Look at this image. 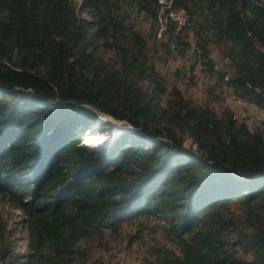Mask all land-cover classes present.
Here are the masks:
<instances>
[{"label":"trees","instance_id":"16d2710c","mask_svg":"<svg viewBox=\"0 0 264 264\" xmlns=\"http://www.w3.org/2000/svg\"><path fill=\"white\" fill-rule=\"evenodd\" d=\"M125 1L156 22L160 0H0V207L20 213L9 224L0 211V264H73L79 242L145 218L177 247L153 250L157 264H264V127L176 87L161 104ZM163 1L197 12V55L219 93L264 110V0ZM168 42L189 49L170 30Z\"/></svg>","mask_w":264,"mask_h":264},{"label":"rangeland","instance_id":"374dc122","mask_svg":"<svg viewBox=\"0 0 264 264\" xmlns=\"http://www.w3.org/2000/svg\"><path fill=\"white\" fill-rule=\"evenodd\" d=\"M160 2L162 4L155 23L143 14L130 11L126 1L122 3L121 13L127 14L125 22L144 38L150 61L157 73L163 77L166 92L161 98V104L168 102L170 89L176 87L194 105L208 104L217 112L221 107L228 108L234 118L238 122H244L249 129L264 127L263 109L236 99L229 90L223 89L222 93H219L214 76L201 65L194 33V29L198 26L195 20L200 21L197 12H193L190 16L181 9L165 12L169 3L163 0ZM168 30L176 33L181 41L189 44V49L185 53H179L182 45H175V42H168L169 45H166ZM208 49L213 69L225 71L228 61L223 57L220 46L210 43ZM106 55L110 56L108 52ZM209 90H212L215 96L209 95ZM110 123V132H118L125 127L119 122L110 121ZM99 133L105 135L101 132L97 134ZM90 134L91 132H88V135ZM189 144V140H186L185 147H190ZM193 149L192 146L191 150ZM0 211L4 218H8L9 224L20 219V213L8 204L0 207ZM14 235L17 252H23L25 232L17 230ZM134 236L136 237L132 238ZM77 249L83 250L85 256L83 258L76 256L73 264H157L153 250H171L177 253L174 242L165 237L156 221L150 218L123 222L117 232L105 230L101 240L81 241L77 244Z\"/></svg>","mask_w":264,"mask_h":264},{"label":"clouds","instance_id":"9594fccd","mask_svg":"<svg viewBox=\"0 0 264 264\" xmlns=\"http://www.w3.org/2000/svg\"><path fill=\"white\" fill-rule=\"evenodd\" d=\"M93 135H95V134H93ZM88 136H90V135H87V136L83 137V138L81 139V142H80V143H82V142H83V139L86 138V137H88ZM90 148H92V147H90ZM93 149H94V148H93ZM99 150H100V149H99Z\"/></svg>","mask_w":264,"mask_h":264},{"label":"bare ground","instance_id":"6f19581e","mask_svg":"<svg viewBox=\"0 0 264 264\" xmlns=\"http://www.w3.org/2000/svg\"><path fill=\"white\" fill-rule=\"evenodd\" d=\"M114 124H116V123H114ZM82 143H83V142H82ZM82 143H81V144H82Z\"/></svg>","mask_w":264,"mask_h":264}]
</instances>
